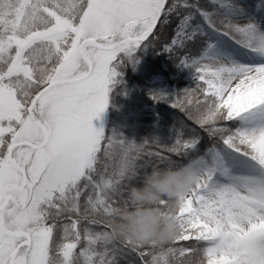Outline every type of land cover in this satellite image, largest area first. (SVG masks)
<instances>
[{"label":"snow or ice","instance_id":"snow-or-ice-1","mask_svg":"<svg viewBox=\"0 0 264 264\" xmlns=\"http://www.w3.org/2000/svg\"><path fill=\"white\" fill-rule=\"evenodd\" d=\"M148 49L192 81L167 142L93 124ZM157 168L198 174L175 234L117 235ZM0 264H264V0H0Z\"/></svg>","mask_w":264,"mask_h":264},{"label":"trees","instance_id":"trees-1","mask_svg":"<svg viewBox=\"0 0 264 264\" xmlns=\"http://www.w3.org/2000/svg\"><path fill=\"white\" fill-rule=\"evenodd\" d=\"M120 71L122 82L110 92L106 108L105 133L115 132L125 141L136 143L154 136L167 142L173 110L169 104L150 101L146 94V82L163 74L158 53L148 49L135 68L127 65Z\"/></svg>","mask_w":264,"mask_h":264},{"label":"clouds","instance_id":"clouds-1","mask_svg":"<svg viewBox=\"0 0 264 264\" xmlns=\"http://www.w3.org/2000/svg\"><path fill=\"white\" fill-rule=\"evenodd\" d=\"M197 179L198 174L193 169H154L144 178L142 185L131 188L129 199L132 206L114 222V232L137 241L171 238L177 230L176 218L171 213L162 214L156 204L162 197H167L173 206H177L180 197Z\"/></svg>","mask_w":264,"mask_h":264},{"label":"rangeland","instance_id":"rangeland-1","mask_svg":"<svg viewBox=\"0 0 264 264\" xmlns=\"http://www.w3.org/2000/svg\"><path fill=\"white\" fill-rule=\"evenodd\" d=\"M160 57L161 67L163 69L162 75L153 76L146 82V94L150 101L155 102L150 96L149 92H165L168 94L178 93L182 89L189 87L192 83L190 74L186 69L178 68L168 55L163 52L158 53ZM164 103V102H162ZM169 104V103H166ZM107 118V111L101 114L99 119L93 121L97 128L105 127Z\"/></svg>","mask_w":264,"mask_h":264}]
</instances>
